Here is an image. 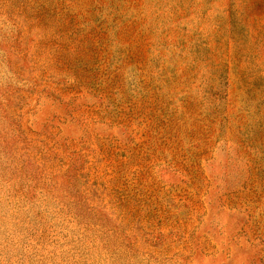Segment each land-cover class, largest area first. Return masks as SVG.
<instances>
[{
    "label": "rangeland",
    "instance_id": "374dc122",
    "mask_svg": "<svg viewBox=\"0 0 264 264\" xmlns=\"http://www.w3.org/2000/svg\"><path fill=\"white\" fill-rule=\"evenodd\" d=\"M0 264H264V0H0Z\"/></svg>",
    "mask_w": 264,
    "mask_h": 264
}]
</instances>
